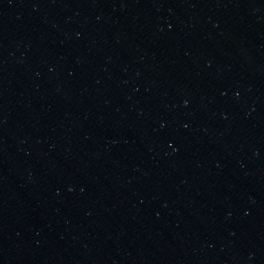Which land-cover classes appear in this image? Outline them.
I'll return each instance as SVG.
<instances>
[{
  "label": "water",
  "instance_id": "water-1",
  "mask_svg": "<svg viewBox=\"0 0 264 264\" xmlns=\"http://www.w3.org/2000/svg\"><path fill=\"white\" fill-rule=\"evenodd\" d=\"M0 264H264V0H0Z\"/></svg>",
  "mask_w": 264,
  "mask_h": 264
}]
</instances>
